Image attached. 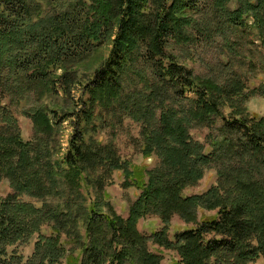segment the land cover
Here are the masks:
<instances>
[{"label":"trees","instance_id":"1","mask_svg":"<svg viewBox=\"0 0 264 264\" xmlns=\"http://www.w3.org/2000/svg\"><path fill=\"white\" fill-rule=\"evenodd\" d=\"M68 5L44 13L37 1L0 0V182L10 187L0 194V264H161L152 245L175 252L172 264L264 257V116L244 106L264 95V80L248 87L236 70L257 69L253 50L264 60V0ZM189 13L202 19L190 26ZM202 39L240 64L221 58L216 75L196 74L175 49ZM107 41L98 68H72ZM16 110L31 122L28 139ZM128 117L140 126L144 158L158 161L153 168L97 138ZM194 128L209 129L207 144L193 139ZM209 168L216 183L186 195ZM114 172L138 191L127 217L106 192ZM174 215L189 226L170 236ZM147 216L161 222L150 234L138 229ZM33 237L26 258L19 247Z\"/></svg>","mask_w":264,"mask_h":264},{"label":"rangeland","instance_id":"2","mask_svg":"<svg viewBox=\"0 0 264 264\" xmlns=\"http://www.w3.org/2000/svg\"><path fill=\"white\" fill-rule=\"evenodd\" d=\"M37 1L42 5L44 13H50L48 10H51L54 6H69L68 0H33ZM191 18L190 26H193L196 20H201L197 15H193L191 13L188 14ZM205 17V16H203ZM251 19L249 20V24L251 23ZM219 42V41H218ZM257 43V42H256ZM110 45L109 41L107 43L93 52L89 57L84 59L75 60L72 68L79 72L81 75L84 72H91L94 69L98 68L104 59L107 57ZM217 49L214 45H209L206 40H199L197 43H193V45H187L186 47H177L175 52L178 53V58L181 63L185 64L188 68L193 69L196 74H205L206 69H209L213 75H216L217 69L219 67L216 66L218 60L221 58L227 59L231 62V64H235L238 66L240 64L241 58H232L228 55L217 53ZM253 50V49H252ZM256 54V63L258 67L256 70H248L247 67L237 68L239 70L243 78L246 80L248 87L251 88L260 84L262 80H264V73L262 66L264 64V60L260 58L261 54L259 49L253 50ZM251 54V56L254 55ZM254 57V56H253ZM255 60V59H254ZM78 89L75 88L72 91V95L75 98V101L78 99ZM244 106L247 111L256 114L259 116H264V95L254 94L250 96V98L246 99ZM225 112L228 114L230 112L229 107H225ZM16 117L18 119V123L20 126V130L22 136L26 139L31 136V122L25 117L19 110H16ZM65 130L62 138L63 148H65L67 144V136L70 133V128L64 124ZM209 132L208 128H194L191 129V136L195 141H198L203 144H207V134ZM97 138L102 142L113 141L117 146L120 156L123 160H128L136 165L147 166L153 168L155 164H157V159L155 157L152 158H144L142 155L138 139L140 138V126L138 123L132 121L129 117L126 118L121 125L117 124L116 127L111 128L107 124L100 127V130L97 133ZM111 183L106 187V192L108 194L109 199L112 202L115 210L123 217H127L129 214V208L131 204L135 201L137 197L138 191L131 188H123V176L121 172H114ZM217 181L216 170L214 168H209L205 171L203 178L193 186L188 187L185 190L186 195L201 193L208 189L211 185L215 184ZM10 191L9 184L7 180H3L0 182V194L5 195ZM26 201L34 203L35 205H39V203L34 202L31 198H26ZM206 214L207 216L211 215L212 212H203L200 211L199 215ZM177 215L172 216L171 219V230L170 236L177 230L188 227ZM161 227V222L156 216H147L142 218L138 222V229L145 234H150L153 230L159 229ZM36 238L33 237L30 242L24 246L19 247V251L24 255V257H29L33 251L34 242ZM151 249L155 252H160L163 256V261L161 264H172L177 256L176 253L170 250L162 249L156 245H152ZM249 264H264V257L257 259L256 261L250 262Z\"/></svg>","mask_w":264,"mask_h":264}]
</instances>
